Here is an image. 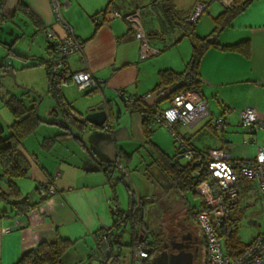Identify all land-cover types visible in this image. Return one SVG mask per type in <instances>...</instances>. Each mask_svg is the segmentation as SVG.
<instances>
[{
  "label": "crops",
  "instance_id": "1",
  "mask_svg": "<svg viewBox=\"0 0 264 264\" xmlns=\"http://www.w3.org/2000/svg\"><path fill=\"white\" fill-rule=\"evenodd\" d=\"M68 1L69 6L62 10L61 16L73 35L82 43L83 57L79 54L69 56L66 61V72L71 75L89 71L95 79L105 85V88L102 92H79L73 84H68L61 87L60 92L69 105L72 116L77 120L80 119L78 114L86 108L99 104H103L111 116V121L105 123L108 131L101 128L95 129L96 136L89 134L90 144L98 149L99 156L90 150L102 165L95 163L93 159H83L84 162L80 166L57 155L55 153L57 146L61 142L66 143V147L71 146L73 140L70 139L63 138L55 143L49 152L45 151L41 143L58 134L52 130L55 126L44 124L36 132L41 127H47L48 131L44 130L45 133H40L39 136L35 132L24 139L18 151L28 161L30 170L24 178L14 181L19 191V198L15 200L26 199L29 205L40 204L26 215H21L11 202L0 199V264H14L24 252L37 244L53 242L58 237L72 241L89 237L95 246L96 233L112 225L110 203L113 201L110 194L113 195L115 192L113 187H109L108 182L114 181L117 172L115 167L111 174L101 168L115 163L121 164L126 180L127 171L122 163L125 162L124 155L132 154L129 164L135 163L136 166L139 158L135 150L144 143L142 114L127 111L116 96V92L123 91L135 98H143L156 86L160 71L173 70L180 73L190 58L191 47L189 49L187 44H183L188 38H182L180 32L168 30L162 39L159 38L164 25L159 19L157 25L151 23L149 26L151 29H148L150 31L145 30L147 33H153H150V47L159 48L161 52L158 56L144 59L140 54V41L134 37L132 30L122 19H103L107 7L120 15H126L140 10L137 3L130 8L121 9L118 0L113 4H109V0ZM133 2L139 0L129 1V4ZM148 2L149 5L153 0ZM197 2L205 4L206 11L195 23L194 33L200 38H208L214 30L212 19L230 7L233 0H173V5L178 13L186 17ZM121 6L125 7L124 4ZM96 19L99 22L96 23ZM7 23H12L13 28L6 29ZM0 29L1 62L4 58L3 46H10L14 53L13 48L16 50V46L24 39L28 41L26 42L28 50L20 53L24 55L14 53L27 59L22 62H29L28 57L35 56V50L39 49L45 56L43 62H48L52 46L47 41L45 32L51 30L59 37L65 34L63 27L55 22L48 0H0ZM211 41L216 43V47H209L200 61L201 84L197 93L206 104L207 110L211 109L209 104L214 100L224 105L227 115L236 112L237 117V113L248 107L257 112L260 120H264V0H253L241 15L216 34ZM244 41L249 43V55L246 57L222 48ZM240 96H244L245 101H240ZM168 105L169 103L158 110L166 109ZM3 107L0 101V112ZM51 108H45V116ZM211 115L212 113H209L210 120L194 129L179 125L177 131L187 137L200 151L224 148L234 159L242 158L241 152L224 138H221L220 143L214 148L208 145L199 147L194 143L197 135L208 131L216 134ZM223 116L228 122L225 115ZM44 120L50 121L48 116ZM227 126L229 122L226 123ZM90 130L93 129L88 131ZM152 132L151 143L168 157H173L175 153L171 155L163 142L155 138L153 126ZM68 148L65 149L66 152H69ZM146 152L145 158H149V163L144 166L151 162L148 150ZM70 154L74 158L75 155ZM151 168L153 167H149L148 170ZM44 184H49L54 194L46 200H41L38 190ZM0 186L6 190L3 180L0 181ZM148 198L150 206L152 199L150 196ZM116 205L123 212L130 208L129 200L125 207Z\"/></svg>",
  "mask_w": 264,
  "mask_h": 264
},
{
  "label": "trees",
  "instance_id": "2",
  "mask_svg": "<svg viewBox=\"0 0 264 264\" xmlns=\"http://www.w3.org/2000/svg\"><path fill=\"white\" fill-rule=\"evenodd\" d=\"M115 1L116 0H109V4H113ZM252 2L253 0H233L230 7L224 9L223 12L212 19L214 30L212 35L208 38H200L194 33V25L186 22L188 15L183 17L180 13H178L174 8L173 0H153V2H150L148 5V7L151 8L150 11L155 14L157 18L164 24L159 34V38L162 39L168 30H174L180 32L182 34V38H188L191 46L190 58L187 61L184 70L180 73L173 70L160 71L158 73V82L152 92H155L161 88L172 87L175 84L181 82L177 89L167 97L165 100L167 103H169L174 97L178 95L185 93H198L201 84L199 76L200 61L209 47H216V43L210 42V40L213 39V37L220 31L227 28L236 17L241 15L250 6ZM111 10L113 9L107 7L104 13ZM28 16L31 18L29 14ZM150 33L153 34L152 32ZM150 33H147L149 40L151 39ZM154 33L155 35H158V33ZM3 47L10 53V55L12 54L17 59H20L21 61L27 60L26 58H22L12 53L10 46L4 45ZM222 48L240 53L245 57L249 55L248 41ZM40 65L45 66V76L47 82L46 92L47 96L54 103L53 108L48 110L47 116L49 117L50 121L57 122V126L55 127L62 131L51 138L45 139L41 143V147L44 148L45 151L49 152L53 145L60 142V140L63 138L73 140L79 144L77 140L70 136L68 133L69 129L73 130L80 136L89 129H101L102 127L94 128L92 126L85 125L72 116L70 107L63 99L60 89H58L56 78L50 71L48 62H41ZM6 72V69L1 66V75L5 76ZM66 74L67 72L64 71L61 74L59 80L66 79ZM0 87L2 88L1 85ZM20 96L21 97L18 98L10 94L8 91H5L4 94L0 95V101L4 107L8 109L9 113L13 117V122L10 125H4L0 119V181L3 180L6 185V190H3L0 186V199L11 202L18 214L26 215L30 210L36 208L40 203L29 205L26 199H21L18 201L15 200L16 198H19V191L16 188L14 181L24 178L30 170L28 161L19 153L18 148L22 145L24 139L30 135H33L40 126L46 124V120L36 114L37 105L40 107L43 101L40 95L24 90ZM142 99V97L136 98L134 107L136 112L141 113L143 116L142 130L144 134V143L139 145L135 151H137L140 147H145L148 149L151 162L145 167L144 171H148L149 167H155L159 170L162 176L172 184L173 188L179 194L185 195L186 193L190 192L193 195H197L194 192V189L202 181L207 179V174L205 171H202V174L198 176L194 175L198 168V164L195 162H185V164H180L178 159L181 158V153L179 152L178 147L176 148L175 155L173 157H168L158 147L151 143L150 138L153 133L152 125H154L152 123L151 115L154 113V111H157L159 107L157 105L153 108H146L142 103ZM110 121L111 116L108 113L106 123ZM79 145L81 146V144ZM194 149L196 148L194 147ZM196 151L201 152L198 149H196ZM118 157L121 158L119 155ZM124 158L126 165H129L130 161L132 160V154H125ZM113 167L116 168V163L112 166L102 167L101 169L111 174ZM125 188L129 197L131 210L130 208L126 212L119 210L120 214H126L124 226L116 234L110 235L109 242H111V244L113 243L114 245L118 244L117 238L123 233L124 228H126V226L130 223L132 234L129 247L132 248L136 241L142 242L147 240L150 250V248H153L154 245L156 246L157 236L150 232L145 224L146 205L149 203L148 196H138V200L136 201L134 192L130 189V187L127 185ZM111 200L114 202L116 201L114 194L112 195ZM201 204L202 200L200 202V205ZM237 206L238 204L234 207V209ZM234 209L232 211L231 220L232 230L225 239V251L231 257H236L245 247L244 245H240L235 238L237 218H235L236 214L234 213ZM195 210L192 214L194 220ZM115 223L116 222L112 216V224ZM97 234L98 232L96 233L95 238H97ZM75 242L76 241L61 239L59 237L53 242H41L32 249L24 252L14 264H62V259ZM154 251H156V249ZM94 252L95 249L92 253V258H95ZM151 256L152 254L149 253V256L141 261H147ZM197 260L195 261V264H200ZM101 264H120L119 255L115 253V255L109 257L106 263ZM203 264H207L206 252Z\"/></svg>",
  "mask_w": 264,
  "mask_h": 264
},
{
  "label": "built area",
  "instance_id": "3",
  "mask_svg": "<svg viewBox=\"0 0 264 264\" xmlns=\"http://www.w3.org/2000/svg\"><path fill=\"white\" fill-rule=\"evenodd\" d=\"M48 1L55 22L65 31L63 37H59L51 30L45 32L46 39L52 46L48 66L56 78L58 89L73 84L79 92H102L105 85L95 79L89 71L66 74V79L59 80L61 74L66 71V61L69 56L79 54L83 57V46L61 16L62 10L68 8L69 1ZM148 10L151 8L148 7ZM205 11L206 5L197 2L192 12L187 16L186 22L195 25ZM115 18L122 19L132 30L134 37L140 41L142 59L160 54L159 48L149 45L140 11L122 16L111 10L103 15L105 20ZM95 21L99 22L97 19ZM116 96L127 111L136 112L134 96L123 91H117ZM151 118L154 125L163 127L170 132L173 141L179 148L181 158L186 163L195 162L198 164L194 175L198 176L202 174V171L207 174V179L194 189L202 200V204L195 210V222L204 239L207 264H264V236H258L251 240L236 257L229 256L221 244V240H225L232 230V211L238 204V184L245 180L254 181L258 187L260 198L264 199V147H259L255 157L250 160L234 159L231 153L224 148L197 152L189 139L177 131L179 125L194 129L209 118L206 104L197 93H185L174 97L166 109L154 111ZM212 125L215 131L224 132L227 128L225 121L221 118L215 119ZM238 126L254 135L264 129V120L258 118L254 109L246 107L238 114ZM102 128L106 131L109 130L106 125ZM116 170L123 171L121 164L116 163ZM108 184L110 187H114L115 182L110 180ZM53 194L54 191L49 184H44L38 190V195L43 200ZM135 199L137 201L138 197ZM262 212H264V207H262ZM110 213L116 223L102 228L95 238L96 253L94 252V257L103 261L110 255V235L119 232L126 219V214H120L116 204L110 207ZM148 256V241H136L131 248L133 262L141 261Z\"/></svg>",
  "mask_w": 264,
  "mask_h": 264
},
{
  "label": "rangeland",
  "instance_id": "4",
  "mask_svg": "<svg viewBox=\"0 0 264 264\" xmlns=\"http://www.w3.org/2000/svg\"><path fill=\"white\" fill-rule=\"evenodd\" d=\"M129 1L131 2L132 0H118L117 2L121 3L119 6L121 9L130 8L131 5L135 6L137 3L140 11H142L143 23L145 29H147V32L150 31L148 29H151L149 26L152 22H154L156 25L158 24L157 16L148 10V1L150 0H139V2H133V4H129ZM122 4L125 5L124 8H122ZM18 18L17 21H19ZM15 23L17 24V22ZM6 26V29L13 28L12 23H7ZM26 42L28 41L25 39L21 40L16 46V50L13 48L14 53H25L28 50V44H26ZM183 44H187L190 49L191 46L189 40L185 39ZM4 50L2 49L4 57L2 62L0 58V71L1 66H3L7 72L5 76H2L0 73V85L2 86V88L0 87V93L4 94L5 91H8L10 94L20 98L22 91H34L36 94L42 97L43 101L38 108V115L45 119L47 117L44 113L45 108H53L54 103L46 93V69L44 65H40V63L43 62L45 56L43 53H40L41 49L35 50V56H30L32 58L27 56L29 59V62L27 63L22 62L12 54L10 55L7 50ZM239 100L242 102L245 101L244 96H240ZM165 105H167V102L163 101L158 105V107H164ZM209 107H211V109L208 108V112L212 113V123L219 117L224 120L223 115H225V119H227L229 122V126H227V129L224 132L216 131L215 135L211 131L197 135V137H195L194 143H196L199 147L208 145L210 148H214L220 143V139L224 138L225 140L230 141V143L233 144V146L239 152H241L243 157L239 159H253L257 153V149L259 147H264V129L260 130L254 135H251L246 129L238 126L239 113H237V117L235 114L236 112H232L228 115L225 114L224 105L220 103L218 104L214 100L211 102V104H209ZM0 119L4 125H10L13 122L12 115L5 107H3L0 112ZM207 120H210V117ZM205 121L201 122V124H203ZM224 121L225 123H228L226 120ZM152 126L155 130V138L162 141L164 147L169 150V153L174 155L177 144L174 143V139L170 132L163 127L157 125ZM45 128L41 127V129H39L36 134L39 136L40 133H45L44 130L48 131V128ZM52 130L54 133L62 132L57 127H54ZM90 133L95 135L97 131L95 129L87 131L81 135V138L86 148L89 150L92 149L96 156H99L98 149L90 144ZM243 142H246V144H243ZM65 144L66 143L61 142L59 146H57L58 149H55V153L60 157L69 159L70 163L82 166V163L84 162L83 159H92L88 151L79 145L80 143L78 144L73 141L72 145L67 147ZM66 148L69 149V152L65 151ZM147 150L148 149L145 147L138 148L136 152L139 160L137 161L136 166L135 163L126 165V163L122 161L124 168L127 171L126 182L130 189L134 192L135 198H137L139 195H148L150 196V199H152V204L150 206L146 205L145 224L147 228L152 233L158 231L165 232V229H167L168 225H175L180 220H184L185 218L186 223L193 227L199 236L202 237L201 231L192 217L194 210L200 205L201 198L195 191L194 192L197 195H193L190 192L186 193L185 195L179 194L172 187V184L167 181L155 167L149 169L148 171H144L146 167L144 165L149 163V158H145L147 155ZM70 153L75 155L74 158ZM91 153L93 154L92 151ZM178 162L180 164H185V160L183 158L178 159ZM114 182L115 185L113 190L115 192L114 195L116 197V201L111 202L110 207L114 204H118V206L123 205V207H125L127 206L129 197L125 186L119 180V175L117 172L114 176ZM111 196L112 195L110 194V197ZM161 204H166L164 206L165 208H163ZM262 207H264V199L260 198V193L256 183L251 180L241 181L238 184V206L234 209V213L236 214L235 218H237L235 238L240 245L245 246L254 238L258 236H264V212H262ZM131 234V225L129 223L126 228H124L123 233L117 238L119 248H116L115 252L117 255H119L120 264H151V262L157 257V250L154 251L152 256L147 261L139 260L133 262L131 258V248L129 247L131 242ZM224 243L225 240L222 239L221 244L223 249H225ZM94 247V242L89 237L76 241L64 256L62 264H101L102 262L98 261V259L92 258V252L95 249ZM204 258L205 247H203L201 255L197 261L200 264H203Z\"/></svg>",
  "mask_w": 264,
  "mask_h": 264
},
{
  "label": "water",
  "instance_id": "5",
  "mask_svg": "<svg viewBox=\"0 0 264 264\" xmlns=\"http://www.w3.org/2000/svg\"><path fill=\"white\" fill-rule=\"evenodd\" d=\"M210 42L212 41L210 40ZM179 84H181V82L175 84L172 87L161 88L155 92L146 95L142 99L143 105L146 108H153L154 106L159 105L160 103L165 101L172 92H174L177 89ZM29 92L35 93L34 91H30V90ZM38 108L39 106L37 105L36 114H38ZM79 117L81 120L79 119L78 121H80L81 123L92 126L94 128H101L105 125L107 121L108 112L107 110H105V106L103 104H99L97 106L86 108L81 114H79ZM45 123L46 125L57 126V122L55 121H48V122L45 121ZM68 133L73 139L77 140L81 144V146L88 151V153L91 155L95 163L100 164L98 160H96L95 156L91 153V151L86 148L80 135H78L71 129H69ZM117 173L119 175V180L126 187L128 184L124 179L123 173L120 171H117ZM109 247H110V255L106 258L105 261L101 259H98V261L102 263H106L110 256L115 255V249L119 248V245L118 244L114 245L113 243L111 244V242H109ZM151 264H192V256L182 255V254L167 255L166 253H161L151 262Z\"/></svg>",
  "mask_w": 264,
  "mask_h": 264
},
{
  "label": "flooded vegetation",
  "instance_id": "6",
  "mask_svg": "<svg viewBox=\"0 0 264 264\" xmlns=\"http://www.w3.org/2000/svg\"><path fill=\"white\" fill-rule=\"evenodd\" d=\"M161 206L165 208L164 204H161ZM154 234L157 236L158 241L156 240V246L150 248L149 253L153 254L156 249L157 256L161 253L191 255L192 264H195L204 247L203 236L200 237L197 231L186 223L185 218L175 225H168L165 232L158 231Z\"/></svg>",
  "mask_w": 264,
  "mask_h": 264
}]
</instances>
